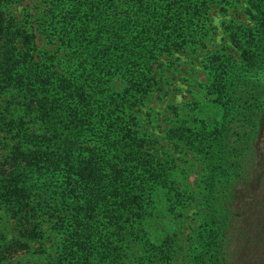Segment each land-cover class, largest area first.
Masks as SVG:
<instances>
[{
  "label": "trees",
  "instance_id": "16d2710c",
  "mask_svg": "<svg viewBox=\"0 0 264 264\" xmlns=\"http://www.w3.org/2000/svg\"><path fill=\"white\" fill-rule=\"evenodd\" d=\"M11 1L0 0V80L28 90L27 111L45 131L33 137L46 143L30 144L35 132L24 122L21 128L7 125L16 150L9 179L0 180L1 198L29 239L43 233L38 211L54 202L61 232L56 264H131L153 196L172 171L151 153L137 116L157 85L155 65L165 54L197 45L195 34L209 23L211 7L227 0H51L50 11L59 12L57 23L63 24L59 72L55 54L43 57L36 33L7 18L4 7ZM248 4L264 34V0ZM235 46L252 61L241 42ZM215 58L221 65L209 88L223 108V56ZM121 78L127 87L117 92L113 83ZM220 124L211 152L214 177H223ZM55 171L61 174L60 200L49 189L48 198L36 195L32 180ZM222 230L219 225L210 232L218 247L209 246L193 264L223 263L215 234Z\"/></svg>",
  "mask_w": 264,
  "mask_h": 264
},
{
  "label": "rangeland",
  "instance_id": "374dc122",
  "mask_svg": "<svg viewBox=\"0 0 264 264\" xmlns=\"http://www.w3.org/2000/svg\"><path fill=\"white\" fill-rule=\"evenodd\" d=\"M49 1L12 0L4 12L36 33L43 57L55 54L59 72L63 24L57 23L59 12L51 13ZM249 1L213 5L206 28L195 34L199 43L165 54L155 65L157 85L137 116L141 133L152 142L151 153L172 171L153 196L140 229L142 243L130 253L131 264H193V257L209 246L218 247L210 232L219 225L223 230L215 234L223 248L222 264H264V34ZM237 42L252 61H245ZM217 55L223 56V108L209 88L221 65ZM113 86L117 92L127 87L124 78ZM26 92L21 86L7 88L0 80V180L9 179L16 150L7 125L19 123L21 128L24 122L35 132L30 144L46 143L33 137L45 131L33 110L27 111ZM222 121L217 151H223V177H214V130ZM47 175L32 180L34 192L48 198L49 189L53 200H60V172ZM53 203L42 211L37 207L44 230L29 239L21 236L20 223L0 192V264L57 263L61 232Z\"/></svg>",
  "mask_w": 264,
  "mask_h": 264
}]
</instances>
